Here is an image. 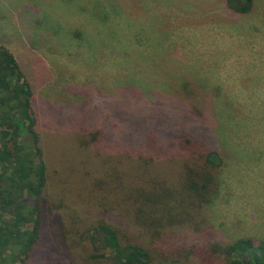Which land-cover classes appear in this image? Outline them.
Here are the masks:
<instances>
[{
	"label": "rangeland",
	"instance_id": "1",
	"mask_svg": "<svg viewBox=\"0 0 264 264\" xmlns=\"http://www.w3.org/2000/svg\"><path fill=\"white\" fill-rule=\"evenodd\" d=\"M0 43L31 86L47 167L25 264H109L81 241L100 218L140 243L122 194L176 178L162 143L182 132L224 159L208 241L264 240V0L246 15L223 0H0ZM175 233L154 264H182L164 248L197 237Z\"/></svg>",
	"mask_w": 264,
	"mask_h": 264
},
{
	"label": "trees",
	"instance_id": "2",
	"mask_svg": "<svg viewBox=\"0 0 264 264\" xmlns=\"http://www.w3.org/2000/svg\"><path fill=\"white\" fill-rule=\"evenodd\" d=\"M223 3L232 13L246 15L254 0ZM32 97L15 56L0 43V264H25L40 236L47 167ZM163 141V147L179 158L176 178L150 176L147 181L142 179L140 187L122 194L123 200L129 199L140 243L126 240L117 225L100 218L81 233V241L89 249L88 258L109 264H154L158 244L174 236L178 239L175 230L184 229L197 240L189 246L182 239L169 246L166 241L164 250L174 261L264 264V240L255 243L250 237H242L230 242L208 241L211 234L203 212L218 194L223 155L207 147L199 135L182 132Z\"/></svg>",
	"mask_w": 264,
	"mask_h": 264
}]
</instances>
